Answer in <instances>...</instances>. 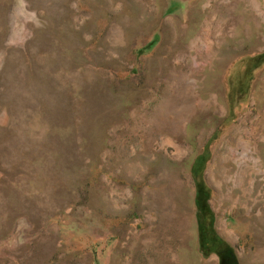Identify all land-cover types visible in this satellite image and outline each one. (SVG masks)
<instances>
[{
    "label": "rangeland",
    "instance_id": "rangeland-1",
    "mask_svg": "<svg viewBox=\"0 0 264 264\" xmlns=\"http://www.w3.org/2000/svg\"><path fill=\"white\" fill-rule=\"evenodd\" d=\"M254 4L0 0V264H264Z\"/></svg>",
    "mask_w": 264,
    "mask_h": 264
},
{
    "label": "bare ground",
    "instance_id": "bare-ground-1",
    "mask_svg": "<svg viewBox=\"0 0 264 264\" xmlns=\"http://www.w3.org/2000/svg\"><path fill=\"white\" fill-rule=\"evenodd\" d=\"M255 3H256V5L258 6V7H260L261 8V13L259 14V16L261 17V20L264 22V0H253ZM255 4H254V6H256ZM255 8V7H254ZM261 21V22H262ZM262 24V23H261ZM264 24V23H263ZM262 95H264L263 93H262ZM241 125H243V122H242V124H240V126ZM244 157H246V158H248V159H252L253 160V162L255 163V166H257L258 165V170H259V172H262V173H264V168L261 166V164H262V162H261V157L260 156H255V154L254 153H250V152H248L247 151V153H245L244 154ZM244 172V171H243ZM253 172V171H252ZM251 176H252V174H251ZM221 178H222V176H221ZM220 178V179H221ZM253 178V177H252ZM223 182V181H222ZM244 180H243V173L240 175V177H239V179H238V181L236 182V184H237V186H240L239 187V190H240V192H242V193H240L241 194V196H240V198L239 199H236L235 201L238 203V206H239V204H244L245 206L244 207H247V206H249V204H248V196H249V194H251L252 192H253V189L251 190V191H248L247 190V188L246 187H244ZM224 185V184H223ZM220 187H222V186H220ZM222 189V188H221ZM223 192V191H222ZM236 193V192H235ZM233 196H234V194H232ZM240 201V202H239ZM251 202V201H250ZM236 203V204H237ZM250 207V206H249ZM249 216H250V219L251 218H253V216L254 215H252V214H249ZM256 219V218H255ZM257 220V219H256Z\"/></svg>",
    "mask_w": 264,
    "mask_h": 264
},
{
    "label": "trees",
    "instance_id": "trees-1",
    "mask_svg": "<svg viewBox=\"0 0 264 264\" xmlns=\"http://www.w3.org/2000/svg\"><path fill=\"white\" fill-rule=\"evenodd\" d=\"M196 175H197L196 172H194V176H195V177H197Z\"/></svg>",
    "mask_w": 264,
    "mask_h": 264
}]
</instances>
